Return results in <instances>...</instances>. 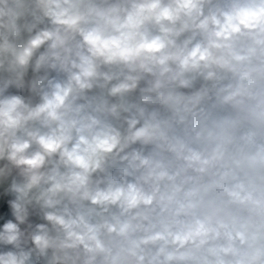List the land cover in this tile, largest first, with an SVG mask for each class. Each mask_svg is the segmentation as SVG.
I'll list each match as a JSON object with an SVG mask.
<instances>
[{
	"label": "clouds",
	"instance_id": "obj_1",
	"mask_svg": "<svg viewBox=\"0 0 264 264\" xmlns=\"http://www.w3.org/2000/svg\"><path fill=\"white\" fill-rule=\"evenodd\" d=\"M0 264H264V0H0Z\"/></svg>",
	"mask_w": 264,
	"mask_h": 264
}]
</instances>
